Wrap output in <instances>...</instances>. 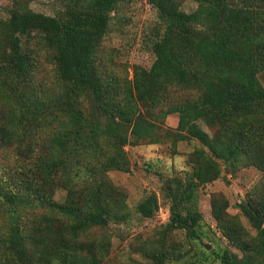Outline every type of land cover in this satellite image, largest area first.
I'll return each instance as SVG.
<instances>
[{"label":"trees","instance_id":"trees-1","mask_svg":"<svg viewBox=\"0 0 264 264\" xmlns=\"http://www.w3.org/2000/svg\"><path fill=\"white\" fill-rule=\"evenodd\" d=\"M29 1L11 0L0 21V150L13 149L16 160L0 178V264H99L108 241L80 238L119 221L124 201L108 173L130 172L125 147L154 137V114H177L179 136L201 148L189 155L185 182L165 188L168 223L136 250L152 264H264V0H196L190 12L178 0H147L158 20L154 61L134 66L131 78L100 62L99 49L118 7L132 0H57L54 16ZM250 167L261 177L236 208L255 235L238 226L244 236L222 232L237 253L205 251L201 241L215 237L203 230L198 187ZM57 188L75 202L54 201ZM158 207L150 194L136 213L151 219Z\"/></svg>","mask_w":264,"mask_h":264},{"label":"rangeland","instance_id":"rangeland-1","mask_svg":"<svg viewBox=\"0 0 264 264\" xmlns=\"http://www.w3.org/2000/svg\"><path fill=\"white\" fill-rule=\"evenodd\" d=\"M178 1L186 12L194 10L197 6L196 0ZM10 4L11 0H0V21L6 18V9ZM28 5L35 12L51 16L62 10L57 0H30ZM157 21L156 12L147 0H132L120 5L101 42L99 61L112 66L120 74L128 70L129 78H131L134 66L149 69L154 61L150 45L155 38ZM28 45L35 53H39V57L44 56L39 40L32 38ZM53 72L52 66L44 60L41 76L49 80ZM258 77L264 87V72ZM82 107L85 110L91 109L87 98H82ZM175 118L178 119L177 114L169 115L164 119L156 118L154 114L152 118L155 123L154 137L141 141L134 147L130 145L125 147L130 161V172L108 173L112 183L120 189V198L122 202L124 201L123 208L114 210L121 217L118 216L119 221L108 219L101 227L90 228L88 237L83 239L85 235H82L80 238L95 246L103 237L108 241V250L102 258H98L99 264H152L136 249L144 240L156 238L159 231L168 223L167 206L169 203L165 196V188L174 179L185 182L191 174V165L188 163L189 155L201 148L196 140L179 136L177 126L172 124ZM199 125L201 129L212 135V129L203 123ZM14 154L13 149L0 150V178L7 171H16ZM261 174L252 167L242 168L234 174L223 172L222 175L226 177V181L221 176L212 183L198 187V209L202 215L203 230L215 237V242L212 244L205 240L201 241L205 251L219 246L221 249L228 248L232 252H238L234 246L227 245V239L222 232L230 236H244L246 232L252 236L255 235L247 219L236 208V204L258 183ZM150 194L156 195L158 210H161L163 215L158 219L155 217L140 219L136 213V207ZM52 198L60 204L75 202V195L61 188L54 191ZM102 206L97 211L99 215H101ZM224 216L231 224L224 225L220 222ZM238 226H242L245 233L237 230ZM174 239L181 242L184 249L191 246L184 234L178 233ZM165 264L189 263L170 261Z\"/></svg>","mask_w":264,"mask_h":264},{"label":"built area","instance_id":"built-area-1","mask_svg":"<svg viewBox=\"0 0 264 264\" xmlns=\"http://www.w3.org/2000/svg\"><path fill=\"white\" fill-rule=\"evenodd\" d=\"M162 215H163V212H162L161 210H158V209H157V210L155 211V214H154V216H153V217H155V218H157V219H158V218H159V216H161V217H162Z\"/></svg>","mask_w":264,"mask_h":264},{"label":"crops","instance_id":"crops-1","mask_svg":"<svg viewBox=\"0 0 264 264\" xmlns=\"http://www.w3.org/2000/svg\"><path fill=\"white\" fill-rule=\"evenodd\" d=\"M177 123H178V119H177V118H175V120L173 121V123H172V124H174L175 126H177Z\"/></svg>","mask_w":264,"mask_h":264}]
</instances>
